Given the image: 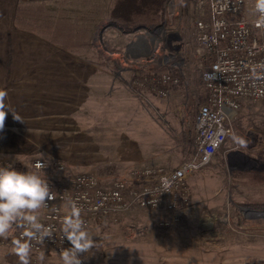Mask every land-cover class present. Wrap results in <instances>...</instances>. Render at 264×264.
<instances>
[{"label":"rangeland","instance_id":"rangeland-1","mask_svg":"<svg viewBox=\"0 0 264 264\" xmlns=\"http://www.w3.org/2000/svg\"><path fill=\"white\" fill-rule=\"evenodd\" d=\"M17 1L51 11L60 2ZM112 1L95 3L109 11ZM176 7L166 16L164 10L158 25H149L173 31L186 60L185 75L178 86L167 87V98L149 80L158 71L149 62L158 42L148 40V52L141 42L146 32L121 25L123 33L107 18L95 29L89 49L65 51L18 26L14 11L0 12V92L11 110L0 130V161L61 162L69 174L91 173L102 181H132L134 168L171 171L190 161L195 121L208 95L201 80L195 6L178 0ZM176 9L179 17H173ZM230 128L214 162L186 183L188 205L182 196L179 225L161 228L167 218L163 211L96 221L89 231L96 247L83 263L264 264V101L243 103ZM43 253V264H62L56 252ZM39 254L30 253V264H41ZM0 264H20L12 243L0 247Z\"/></svg>","mask_w":264,"mask_h":264},{"label":"built area","instance_id":"built-area-1","mask_svg":"<svg viewBox=\"0 0 264 264\" xmlns=\"http://www.w3.org/2000/svg\"><path fill=\"white\" fill-rule=\"evenodd\" d=\"M183 3V0H180ZM195 6V38L199 45L201 80L207 91V100L196 118V137L193 158L168 171L153 165L134 168L130 172L132 181L109 179L102 181L91 173L69 174L68 166L61 162L35 167L36 162L23 165L15 161H0V166H11L15 170L38 173L45 179L55 196L47 201L37 215L41 223L50 227L53 235L43 242L32 241L35 253L51 250L59 254L71 247L63 237L62 218L70 211L69 205L76 202L82 209V218L89 232L93 223L105 219L118 220L136 211L159 212L166 219L158 225L170 229L182 222L180 206L185 195L186 183L198 171L212 164L224 147L235 120L245 102L264 101V28H257L255 0H185ZM178 0H169L164 12L177 8ZM169 7V8H168ZM173 15V14H172ZM175 16L180 12L176 9ZM119 29L126 33V28ZM135 31L146 32L142 36L148 42H158L157 50L149 62L155 63L158 71L152 73L153 90L160 96H170L168 86H178L185 75L186 60L181 47L174 41V32L164 26L158 28L139 27ZM147 51L149 49L146 47ZM160 51L167 55H160ZM149 52V51H148ZM182 55V56H181ZM185 68V66H184ZM132 234L135 227L128 228ZM20 230H14L8 239L0 238V247L18 238ZM137 236V235H136ZM92 250L81 255L88 257Z\"/></svg>","mask_w":264,"mask_h":264},{"label":"clouds","instance_id":"clouds-1","mask_svg":"<svg viewBox=\"0 0 264 264\" xmlns=\"http://www.w3.org/2000/svg\"><path fill=\"white\" fill-rule=\"evenodd\" d=\"M255 21L257 28H264V0H255ZM6 93L0 92V130L4 127L8 112L3 103ZM13 113V112H12ZM15 119L19 117L13 113ZM243 145V141H240ZM46 165L36 162L37 169ZM55 196L48 182L36 172H20L11 166H0V238L8 239L14 230H20L18 238L12 240L13 252L19 257L20 264H30L32 241L43 242L51 238L53 232L40 222L37 215L41 208L47 207V201ZM70 211L62 218V234L71 247L59 253L62 264H82L81 255L96 247L95 240L86 229L82 218V209L76 202L69 205ZM41 264L45 254L38 257Z\"/></svg>","mask_w":264,"mask_h":264},{"label":"trees","instance_id":"trees-1","mask_svg":"<svg viewBox=\"0 0 264 264\" xmlns=\"http://www.w3.org/2000/svg\"><path fill=\"white\" fill-rule=\"evenodd\" d=\"M96 0H60L59 9L45 5H21L17 0H0V12L14 11L15 22L65 51L87 50L95 29L104 19L127 28L156 26L168 0H113L109 11ZM206 103V102H205Z\"/></svg>","mask_w":264,"mask_h":264},{"label":"bare ground","instance_id":"bare-ground-1","mask_svg":"<svg viewBox=\"0 0 264 264\" xmlns=\"http://www.w3.org/2000/svg\"><path fill=\"white\" fill-rule=\"evenodd\" d=\"M141 39V38H140ZM142 43H143V45L145 44L146 45V47L149 49V46H150V43L149 42H147L146 40H144V39H142V41H141ZM155 42V41H154ZM140 44V43H139ZM153 44V43H152ZM152 44H151V46H152ZM140 48V47H139ZM135 49H136V47H135ZM142 49V48H141ZM138 50V49H137ZM150 50V49H149ZM148 54V53H147ZM249 216H252V217H259V215H256L255 213H249Z\"/></svg>","mask_w":264,"mask_h":264},{"label":"crops","instance_id":"crops-1","mask_svg":"<svg viewBox=\"0 0 264 264\" xmlns=\"http://www.w3.org/2000/svg\"><path fill=\"white\" fill-rule=\"evenodd\" d=\"M30 1H40V0H30ZM101 1V0H100ZM106 1V0H105ZM110 1H112V0H110Z\"/></svg>","mask_w":264,"mask_h":264}]
</instances>
